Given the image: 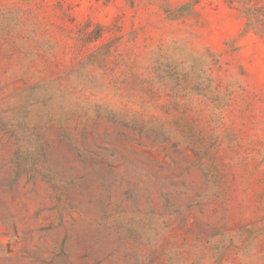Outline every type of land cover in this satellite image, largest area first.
<instances>
[{"label": "rangeland", "instance_id": "1", "mask_svg": "<svg viewBox=\"0 0 264 264\" xmlns=\"http://www.w3.org/2000/svg\"><path fill=\"white\" fill-rule=\"evenodd\" d=\"M0 264H264V0H0Z\"/></svg>", "mask_w": 264, "mask_h": 264}]
</instances>
